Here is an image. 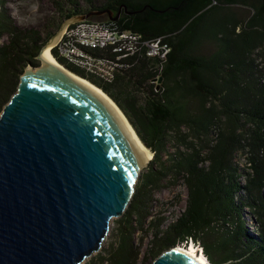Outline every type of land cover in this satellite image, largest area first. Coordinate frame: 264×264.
Returning <instances> with one entry per match:
<instances>
[{
	"label": "trees",
	"instance_id": "obj_1",
	"mask_svg": "<svg viewBox=\"0 0 264 264\" xmlns=\"http://www.w3.org/2000/svg\"><path fill=\"white\" fill-rule=\"evenodd\" d=\"M50 3V16L36 26H20L0 2V38L5 37L0 44V112L23 70L38 65L40 48L65 18L105 9L114 17L120 8L114 21L119 30L160 38L168 47L163 59L148 57L145 49L118 61L107 48L87 51L116 61L108 82L69 62L57 45L50 50L58 64L113 101L151 152L148 167L160 164L141 176L115 242L98 264H138L133 235L146 223L152 238L144 261L190 240L202 247L209 264H264V64L258 61L264 47V0ZM235 6L246 8L247 16L239 18ZM85 21L109 20L103 15ZM239 153L245 156L244 172L235 162ZM162 154L168 158L163 167ZM169 177L171 185L181 180L185 205L161 229L163 218L148 220L147 209L151 191Z\"/></svg>",
	"mask_w": 264,
	"mask_h": 264
},
{
	"label": "water",
	"instance_id": "obj_2",
	"mask_svg": "<svg viewBox=\"0 0 264 264\" xmlns=\"http://www.w3.org/2000/svg\"><path fill=\"white\" fill-rule=\"evenodd\" d=\"M119 13L63 19L1 109L0 264H80L132 196L147 156L103 100L40 58L68 26ZM151 264L198 263L174 246Z\"/></svg>",
	"mask_w": 264,
	"mask_h": 264
},
{
	"label": "rangeland",
	"instance_id": "obj_3",
	"mask_svg": "<svg viewBox=\"0 0 264 264\" xmlns=\"http://www.w3.org/2000/svg\"><path fill=\"white\" fill-rule=\"evenodd\" d=\"M95 4H99L103 0H93ZM3 2V8L7 11L10 19L15 25L20 26H36L41 22L46 16H50L52 13V4L50 0H0ZM233 13H235L239 18H244L247 16V9L243 6L232 7ZM103 21V20H101ZM62 20L60 21V23ZM100 22V21H95ZM56 30L52 31L53 33ZM5 41L4 38H0V44ZM258 61L260 64H264V47L258 53ZM21 76V75H20ZM19 80V79H18ZM149 151V150H148ZM168 152H171V149H168ZM151 154V152H149ZM151 158L145 163L139 170L136 177L135 183L133 185V191L136 186L139 185L141 176L145 175L149 170H158L160 164L155 161L152 167H148ZM159 162L167 166L168 158L167 154H162L160 156ZM235 162L241 169V172L247 170L245 156L243 154H237L235 157ZM173 180L172 178H167L159 183L161 186L159 189H154L150 193V199L148 203V220L163 218L164 222L161 225V229H164L165 226L172 222L179 214L183 211L185 205L186 189L183 186L181 180H178L177 183L171 185ZM131 198V197H130ZM130 201V199H129ZM128 201V203H129ZM128 204L125 206L124 211L127 209ZM123 213L120 216L110 218L107 225V231L104 238L101 241L99 249L92 253L89 257L85 258L80 264H98L99 257H105L107 255L108 248L115 242V231L120 220L123 219ZM248 220V224L251 230L256 231L253 221L251 220L250 215L247 213L245 215ZM152 238V233L147 229V223L141 230L135 231L133 235V247L138 252V264L141 263L142 259H145L144 254L148 248L149 240ZM178 246V245H177ZM181 246V245H180ZM188 247V243L184 244ZM163 253V252H162ZM161 253V254H162ZM152 259H146L145 263H152ZM104 264V263H102ZM209 264V263H208Z\"/></svg>",
	"mask_w": 264,
	"mask_h": 264
},
{
	"label": "built area",
	"instance_id": "obj_4",
	"mask_svg": "<svg viewBox=\"0 0 264 264\" xmlns=\"http://www.w3.org/2000/svg\"><path fill=\"white\" fill-rule=\"evenodd\" d=\"M56 45L59 53L69 62L107 82L111 79L115 62L121 57L145 49L148 57L163 59L168 52L167 45L160 38L147 40L139 34L121 31L114 21H82L72 24L63 31ZM106 48L115 55L116 61H108L87 53L89 50ZM188 244L198 254H203L198 243L189 240Z\"/></svg>",
	"mask_w": 264,
	"mask_h": 264
},
{
	"label": "bare ground",
	"instance_id": "obj_5",
	"mask_svg": "<svg viewBox=\"0 0 264 264\" xmlns=\"http://www.w3.org/2000/svg\"><path fill=\"white\" fill-rule=\"evenodd\" d=\"M59 36L60 35L55 37L54 40L51 43H49V45L44 50H42L41 55H40L41 60H43L44 62L50 64L54 69H56L57 71H59L63 75L69 77L70 79L76 81L77 83H79V84L83 85L84 87L88 88L89 90L93 91L101 100H103L118 115L119 119L121 120L123 126L125 127V129L128 132L130 138L132 139V141L135 143V145L138 147V149L143 154H145L147 156V158L149 160L151 158V154L149 153L150 151H148L142 145V142L139 141V139L135 135L134 131L132 130L131 126L128 124L129 122L125 120L126 117L124 118V116L121 114L122 112H120L118 110V107H116L114 105L113 101H111L101 90L96 88L94 85H92L88 81H86L83 78L75 75L74 73H71L68 70H66L64 67H62L60 64H58L54 60V58L51 56L50 50H51L52 46L57 42ZM31 75H33V74L31 73ZM147 161H145L143 164L147 163ZM175 248L179 252H182L183 254H185L188 257H190L192 260H194L198 264H208L209 263L204 255L198 254L196 252L194 247H189L188 248L187 246L186 247H181L180 245H178Z\"/></svg>",
	"mask_w": 264,
	"mask_h": 264
},
{
	"label": "clouds",
	"instance_id": "obj_6",
	"mask_svg": "<svg viewBox=\"0 0 264 264\" xmlns=\"http://www.w3.org/2000/svg\"><path fill=\"white\" fill-rule=\"evenodd\" d=\"M181 247H185V246H184V245H181ZM189 247H193V246H191V245L188 244V248H189ZM202 255H204V254H202Z\"/></svg>",
	"mask_w": 264,
	"mask_h": 264
}]
</instances>
